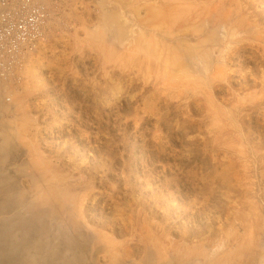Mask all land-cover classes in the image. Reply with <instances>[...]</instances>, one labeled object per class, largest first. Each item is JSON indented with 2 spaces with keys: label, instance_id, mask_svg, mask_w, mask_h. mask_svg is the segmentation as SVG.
<instances>
[{
  "label": "rangeland",
  "instance_id": "374dc122",
  "mask_svg": "<svg viewBox=\"0 0 264 264\" xmlns=\"http://www.w3.org/2000/svg\"><path fill=\"white\" fill-rule=\"evenodd\" d=\"M47 4L0 96V264H264V0Z\"/></svg>",
  "mask_w": 264,
  "mask_h": 264
},
{
  "label": "built area",
  "instance_id": "2783aa9c",
  "mask_svg": "<svg viewBox=\"0 0 264 264\" xmlns=\"http://www.w3.org/2000/svg\"><path fill=\"white\" fill-rule=\"evenodd\" d=\"M47 0H0V96L5 103L23 80L25 63L45 41Z\"/></svg>",
  "mask_w": 264,
  "mask_h": 264
},
{
  "label": "bare ground",
  "instance_id": "6f19581e",
  "mask_svg": "<svg viewBox=\"0 0 264 264\" xmlns=\"http://www.w3.org/2000/svg\"><path fill=\"white\" fill-rule=\"evenodd\" d=\"M169 8H170L169 6H166L165 8H163L161 6L159 8L158 7L154 8L153 5H150L149 9H147L145 13L147 14L148 17L158 15V17L160 16V20H164L167 17V14H168L167 10ZM160 22L164 23V21H160ZM157 26H159V25H157Z\"/></svg>",
  "mask_w": 264,
  "mask_h": 264
}]
</instances>
